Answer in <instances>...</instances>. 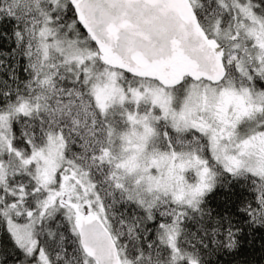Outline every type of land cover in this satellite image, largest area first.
Segmentation results:
<instances>
[{"label": "snow or ice", "instance_id": "1", "mask_svg": "<svg viewBox=\"0 0 264 264\" xmlns=\"http://www.w3.org/2000/svg\"><path fill=\"white\" fill-rule=\"evenodd\" d=\"M0 264H264V0H0Z\"/></svg>", "mask_w": 264, "mask_h": 264}]
</instances>
